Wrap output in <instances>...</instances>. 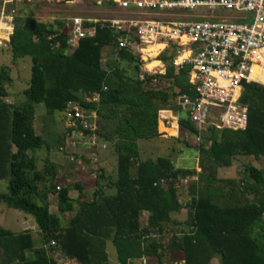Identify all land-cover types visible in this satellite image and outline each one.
Masks as SVG:
<instances>
[{"label": "trees", "instance_id": "16d2710c", "mask_svg": "<svg viewBox=\"0 0 264 264\" xmlns=\"http://www.w3.org/2000/svg\"><path fill=\"white\" fill-rule=\"evenodd\" d=\"M63 24L61 19L46 23L16 17L5 43L13 59L29 58L30 71L22 90L24 101L13 106L2 99L11 78L8 66L0 65V180H5L0 202L31 217L40 244L34 245L27 229L12 232L0 226V264H58L49 255L54 250L76 264H109L106 242L113 246L117 264L142 257L165 264V251L171 256L167 264H211L212 258L218 264H264V87L243 84L239 98L246 106L243 129L207 127L196 146L199 171L176 166L165 156L140 159L137 140L161 134L158 110L178 115L179 135L194 132L175 102L177 95L190 93L187 67L174 69L169 62L172 54L165 52L158 56L165 65L162 74H140L138 57L115 48L118 35L106 21L94 23V35L79 39L68 50ZM104 47L111 55L102 65ZM124 61L131 65L129 72L119 66ZM93 93L96 101L82 100ZM67 101L95 110L96 137L116 156L115 177L107 178L99 168L92 196L76 202L67 184L55 189V165L45 157L37 169L33 156L36 149L46 147L32 127L33 104L42 103L52 113L61 112ZM239 155L261 157L263 166L243 165L245 178L240 181L216 176L217 168L229 167ZM192 175L196 178L188 181V198L182 203L173 181ZM160 179H165V187L159 185ZM72 187L81 193L82 183L73 182ZM49 194L56 197L55 213L48 208ZM182 208L187 210L186 220H172L170 214ZM141 212L146 213L143 225ZM64 213L70 215L62 223ZM168 224L176 231L164 245L161 235Z\"/></svg>", "mask_w": 264, "mask_h": 264}, {"label": "built area", "instance_id": "2783aa9c", "mask_svg": "<svg viewBox=\"0 0 264 264\" xmlns=\"http://www.w3.org/2000/svg\"><path fill=\"white\" fill-rule=\"evenodd\" d=\"M40 2L58 5L71 0H0V45L8 41L19 8ZM95 4L125 16L107 20L77 14L66 17L63 28L68 50L74 49L79 39L94 35V23L106 21L118 35L115 48L127 49L143 64L157 60L158 65L143 67L144 72L162 74L165 65L158 56L165 52L172 54L169 62L174 69L187 67L190 93L177 95L175 102L193 126L191 135L196 143L208 126L231 130L245 127L246 106L239 100L243 84L252 82L264 87V0H95ZM196 8H206L214 14L191 12ZM217 9L230 14L217 15ZM150 52H154L151 57ZM82 100L96 101L97 93L84 95ZM61 112L68 134L77 135L79 143L94 149L98 145L106 147L95 134V110L67 101ZM171 115L177 123L178 115ZM92 156L90 159L95 157ZM69 159L77 166L76 159ZM195 178L176 179L173 187L177 192L183 185L186 194L188 181ZM158 183L165 187V179Z\"/></svg>", "mask_w": 264, "mask_h": 264}, {"label": "rangeland", "instance_id": "374dc122", "mask_svg": "<svg viewBox=\"0 0 264 264\" xmlns=\"http://www.w3.org/2000/svg\"><path fill=\"white\" fill-rule=\"evenodd\" d=\"M94 1L95 0H71L70 3H60L58 5H45L41 2L31 5H24L22 8L25 9V12L18 11L16 17H20L24 20H26L28 17H32L38 21L51 23L54 19L63 20L72 14H77L97 20L117 18L121 15L125 16L122 12L118 10H110V8L104 5H94ZM191 12H208L209 14H214L213 11H207L206 8H196ZM215 13L217 15L230 14V12L220 9H217ZM110 55L109 49L104 47L101 51L102 65L105 64ZM152 55H154V52H150V57ZM151 64H153L154 67L158 65V62L152 61ZM0 65L8 66V73L11 78L10 82L5 85L7 95L2 99L13 106H18L24 101L22 90L28 85L30 71L29 58L25 56L23 58L13 59L10 55L8 46L3 43L0 45ZM119 66L124 68L127 72L131 70V65L125 61L120 62ZM143 67H145L143 62L138 58V71L140 74L144 72ZM159 84L162 86L164 83L162 81ZM166 84L167 83H165V85ZM33 110L34 115L32 119V127L34 132L38 134L46 144V147L44 145L33 152V156L36 159V168L41 169L43 159L47 157L56 167V178L52 181V183L55 185L57 184L59 187H61L64 183L67 184V186L71 188L69 195L74 202L79 199H88L92 196V191L95 188L93 185V180L95 174L98 173L99 168L103 170V175H105L107 178L113 179L115 177L116 156L115 153H113L112 147L108 143L105 142V148H101L100 145L96 146V150L91 147L88 148L83 146V144L78 142L77 135L71 136L68 134L62 112L53 111L52 113H47L42 103L33 104ZM171 113L173 114V111H171ZM159 115L160 114L158 110L157 132L161 134L151 139L137 140L139 158L153 159L157 156H165L170 158V160L176 166L188 168L193 167L195 171H199V168L197 167L199 155L196 151V146L202 141V137L198 143H196L194 137L187 132H182V134L179 135L178 128H175V125L177 124L175 122L176 118L171 115L166 120V118H160ZM158 128L160 130H158ZM161 130H165L168 134ZM206 133L207 132L205 131L203 136L206 135ZM176 138L178 141L175 140ZM183 140L188 144V146L183 143ZM98 141L103 142L100 139H98ZM205 145H207V143ZM92 153L95 157L92 156ZM91 156L95 158V160L93 158L90 159ZM70 157H72V160H77L76 163L79 170L76 169L75 162L69 159ZM245 164H250L254 167L260 168L263 166V160L261 157L254 159L251 156H236L232 160V163L229 167L217 168L216 176L222 178H234L237 181L243 180L245 178L243 165ZM79 178L82 181L81 183H83L81 193L72 187L73 182H78ZM106 180L107 179H105L104 182H106ZM177 189V199L182 203L185 202L188 198V195L184 194L183 185L179 186ZM105 190L108 193L112 192L111 189ZM4 191L5 180L2 179L0 180V192ZM55 203V194H49L48 208L50 212H56ZM24 215L25 214H23V212L20 210L7 207L2 202H0V226L2 228L9 229L12 232H19L17 223L20 216ZM69 215L70 213H64L60 215L62 223L66 221V218ZM187 215V210L182 208L177 212H172L170 214V218L177 222H182L186 220ZM145 217L146 213L141 212L139 217L140 225L144 224ZM28 224L34 225L33 222ZM28 224H25V229L27 230H29ZM29 231L32 234L34 245L38 246L40 244V236L39 233H37L38 231L35 228L30 229ZM175 231L176 227L174 225L168 224L164 228V232L161 235V243L165 245L169 241L171 234ZM105 252L107 254L108 262L112 263L115 260V254L113 246L110 242H106ZM172 256L175 257L176 254L174 253ZM170 258V254L165 251L163 256L164 263L166 262L165 264H167ZM211 264H218L217 259L212 258Z\"/></svg>", "mask_w": 264, "mask_h": 264}, {"label": "crops", "instance_id": "0c3cea01", "mask_svg": "<svg viewBox=\"0 0 264 264\" xmlns=\"http://www.w3.org/2000/svg\"><path fill=\"white\" fill-rule=\"evenodd\" d=\"M149 61H152V60H149ZM153 61H155V60H153ZM147 62L144 63V66L146 65ZM148 67H153V64H149ZM159 114H160L159 115L160 117H164L167 120V118L169 116H171L172 113H171V110H169V109H162V110H159ZM75 167H76V169H78V166H75ZM78 180H79L78 182H80V183L82 182L80 178ZM25 215L24 216H20V218H19V221L17 223L18 231L25 230V227H26L25 224L33 222L30 216L28 217V215H26V216ZM29 226H31V227H29ZM34 228H35L34 225L28 224V229L29 230L30 229H34ZM30 234H31V232H30ZM31 237H32V234H31ZM49 255L58 264H76L73 260L64 257L58 250H54ZM106 256H107V254H106ZM142 259L144 260V262H142ZM107 261H108V258H107ZM109 264H117V263H116V260H114L112 263H109ZM128 264H155V263H154V260H152V259H148V258L142 257V258H139V259H132L130 262H128ZM174 264H181V261H178L176 263L174 262Z\"/></svg>", "mask_w": 264, "mask_h": 264}]
</instances>
